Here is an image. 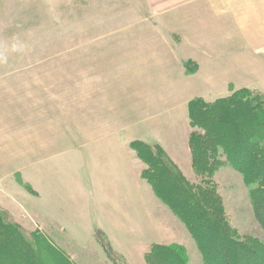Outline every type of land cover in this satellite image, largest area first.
<instances>
[{
  "label": "rangeland",
  "instance_id": "374dc122",
  "mask_svg": "<svg viewBox=\"0 0 264 264\" xmlns=\"http://www.w3.org/2000/svg\"><path fill=\"white\" fill-rule=\"evenodd\" d=\"M167 39L147 0H0L6 262L218 264L178 209L213 218L207 202L220 234L264 252L242 153L206 172L191 153L188 105L236 93L232 68L188 77Z\"/></svg>",
  "mask_w": 264,
  "mask_h": 264
},
{
  "label": "trees",
  "instance_id": "16d2710c",
  "mask_svg": "<svg viewBox=\"0 0 264 264\" xmlns=\"http://www.w3.org/2000/svg\"><path fill=\"white\" fill-rule=\"evenodd\" d=\"M234 92L236 93L215 99L212 102L196 99L189 103V119L192 127L197 130L191 136V153L194 163L198 162L202 172L208 170V162L214 161L219 155V151L233 166V161L238 160L235 157L237 152L242 153L243 161L246 162L244 167L248 168V174L245 175L246 180L257 186L251 197L253 215L264 232V99L258 94L252 95L251 92L254 91L248 89ZM237 93H242L243 97L239 99L235 95ZM240 140L245 143H240ZM237 165H241V163ZM186 195L192 197L190 193H186ZM194 201L199 206L198 200ZM207 203L210 211L214 213V208L211 209ZM178 209L183 213L188 230L197 239L204 255L205 253L210 254V248H213L215 255L217 253L220 256L218 264H241V260L251 262V264H264L263 251L256 248L257 251L233 238L220 234L222 232L221 227L219 228L221 222L211 212L210 215L214 219L200 206L196 216L187 204H182ZM5 227V224H0L1 229L6 230ZM204 234L210 236L211 239L204 237ZM8 247L4 244L0 248V264H5L9 258ZM165 251L168 252L167 249ZM252 254L256 255L252 261H249L252 259ZM208 257L212 262V258ZM208 257L205 256L207 260ZM33 258L37 259L36 254ZM213 260L215 261V259ZM32 262L31 260V263L28 264H32Z\"/></svg>",
  "mask_w": 264,
  "mask_h": 264
},
{
  "label": "crops",
  "instance_id": "0c3cea01",
  "mask_svg": "<svg viewBox=\"0 0 264 264\" xmlns=\"http://www.w3.org/2000/svg\"><path fill=\"white\" fill-rule=\"evenodd\" d=\"M147 1L174 65L197 68L188 77L211 80L209 68H232L229 86L264 93V0Z\"/></svg>",
  "mask_w": 264,
  "mask_h": 264
}]
</instances>
